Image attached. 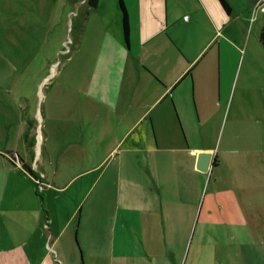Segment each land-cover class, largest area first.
<instances>
[{"label": "crops", "instance_id": "0c3cea01", "mask_svg": "<svg viewBox=\"0 0 264 264\" xmlns=\"http://www.w3.org/2000/svg\"><path fill=\"white\" fill-rule=\"evenodd\" d=\"M227 1L123 0L126 43L120 0H64L83 19L38 134L0 100V264H72L67 232L97 188L77 221L90 264H245L238 243L264 234L246 227L264 205V130L222 129Z\"/></svg>", "mask_w": 264, "mask_h": 264}, {"label": "rangeland", "instance_id": "374dc122", "mask_svg": "<svg viewBox=\"0 0 264 264\" xmlns=\"http://www.w3.org/2000/svg\"><path fill=\"white\" fill-rule=\"evenodd\" d=\"M236 7L223 29L227 35L225 51L230 58L227 78L230 94L222 129L228 118V127L238 121L247 135L256 129L264 130V44L261 39L264 11L240 0ZM82 19L81 11L74 5L67 6L64 0H0V100H18L21 115L35 123L36 134L37 124L43 126L48 89L60 82L64 70L66 73ZM221 135L222 132L219 143ZM92 190L78 207L75 222L67 232L71 241L67 252L72 264H90L88 251L80 241L83 226L80 223L77 226V221H86L91 199L98 188L93 193ZM109 206L99 205V213H106ZM260 209L257 219H249L246 227L264 230V205H260ZM263 243L264 234L243 237V244L238 245L245 264H264ZM202 250L198 249L196 255L205 260L207 252ZM185 262L186 258L183 264ZM93 264H107V260L102 257L93 260Z\"/></svg>", "mask_w": 264, "mask_h": 264}, {"label": "trees", "instance_id": "16d2710c", "mask_svg": "<svg viewBox=\"0 0 264 264\" xmlns=\"http://www.w3.org/2000/svg\"><path fill=\"white\" fill-rule=\"evenodd\" d=\"M87 2H88V5L91 8H95V7H97V5L99 3V0H87ZM221 3H222L224 8L228 12H231V6L229 5L227 0H221ZM119 5H120L121 11H122V22H123L124 38H125L126 43H129V40H130V24H129L128 11H127V8H126L125 3L123 2V0H120ZM261 39H262V42L264 44V33L262 34V38ZM214 164L216 165V161L214 162ZM24 168L28 172H30L32 174H35V172L28 165L25 164Z\"/></svg>", "mask_w": 264, "mask_h": 264}, {"label": "water", "instance_id": "95a60500", "mask_svg": "<svg viewBox=\"0 0 264 264\" xmlns=\"http://www.w3.org/2000/svg\"><path fill=\"white\" fill-rule=\"evenodd\" d=\"M213 154L211 152H203L198 156L197 168L203 172L209 171Z\"/></svg>", "mask_w": 264, "mask_h": 264}, {"label": "built area", "instance_id": "2783aa9c", "mask_svg": "<svg viewBox=\"0 0 264 264\" xmlns=\"http://www.w3.org/2000/svg\"><path fill=\"white\" fill-rule=\"evenodd\" d=\"M256 9H260L261 11H264V0H259L256 4Z\"/></svg>", "mask_w": 264, "mask_h": 264}]
</instances>
